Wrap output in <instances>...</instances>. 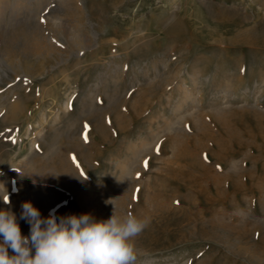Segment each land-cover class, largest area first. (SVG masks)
I'll return each instance as SVG.
<instances>
[{"label":"rangeland","instance_id":"1","mask_svg":"<svg viewBox=\"0 0 264 264\" xmlns=\"http://www.w3.org/2000/svg\"><path fill=\"white\" fill-rule=\"evenodd\" d=\"M0 196L25 236L114 200L135 264H264V0H0Z\"/></svg>","mask_w":264,"mask_h":264},{"label":"clouds","instance_id":"2","mask_svg":"<svg viewBox=\"0 0 264 264\" xmlns=\"http://www.w3.org/2000/svg\"><path fill=\"white\" fill-rule=\"evenodd\" d=\"M109 203L112 215L97 221L88 213L57 217L50 212L43 217L31 202H24L19 219L30 226L27 236L17 215L0 209V264H135V238L149 226L150 217L118 216L114 200Z\"/></svg>","mask_w":264,"mask_h":264},{"label":"bare ground","instance_id":"3","mask_svg":"<svg viewBox=\"0 0 264 264\" xmlns=\"http://www.w3.org/2000/svg\"><path fill=\"white\" fill-rule=\"evenodd\" d=\"M95 38L97 37V35L96 34H94L93 35ZM92 39H93V37H92ZM90 47H92V45L91 44H85V46H84V49H88V48H90ZM190 96H191V94H187V100H190V99H192V98H190ZM187 100H186V102H187ZM193 100V99H192ZM172 126V125H171ZM174 126V125H173ZM176 126V125H175ZM171 129L173 128V127H170ZM175 129V128H174Z\"/></svg>","mask_w":264,"mask_h":264}]
</instances>
